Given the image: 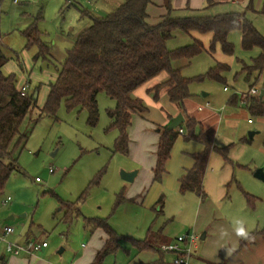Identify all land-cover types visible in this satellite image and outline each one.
Masks as SVG:
<instances>
[{
	"label": "rangeland",
	"instance_id": "374dc122",
	"mask_svg": "<svg viewBox=\"0 0 264 264\" xmlns=\"http://www.w3.org/2000/svg\"><path fill=\"white\" fill-rule=\"evenodd\" d=\"M123 1L19 0L14 3L13 0H0V50L8 59L3 71L15 75L17 86L26 80V89L36 94V105L28 111L19 126V131L26 134V140L13 152L17 170L10 174L0 196V218L7 217L5 210L13 204L17 209L15 216L6 223L12 224L15 233H24L30 225L31 237L44 239L49 244L52 258L57 259L60 264H67L75 259L83 245H86L90 228L84 225L85 217L98 216L106 218L108 222L112 220V215L120 206L113 208L116 197L120 192L127 191L123 185H129L120 180V172L124 170L128 158L122 152H113L118 133L116 129L106 130L109 123L106 111L115 105V101L104 92L97 94L98 121L95 126L87 123L84 108L68 110L63 103L53 117L35 118L45 101L47 84L55 79L66 50L72 46L77 34L92 23L93 17L106 15ZM205 4L202 8H177L171 5L170 14L240 11L264 36V0H253L251 7L229 4L219 7L207 0ZM147 9V23L162 17L159 9L167 12L165 0H150ZM31 22L35 23L41 40L48 46L46 58H34L37 53L36 45L26 47L23 31ZM190 35L177 31L167 40V48L188 44L192 36L199 38L204 47L208 48L210 33L192 31ZM227 39L233 44L231 54L222 52L220 45L216 44L212 52H200L188 64L180 65L181 74L195 77L204 75L216 62L228 65V69L221 73L222 80L203 77L201 80L191 81L188 89L191 97H198L197 103L206 107L205 103L208 101L220 115L213 143L227 146V156L230 159V162L224 163L216 151H212L210 155V164L221 163V167L230 176L226 197L214 201V207L219 213L217 220H227L234 228L239 229L243 225H258L260 228L264 226V117L250 115L243 105L238 103L233 106L229 101L234 94L240 93L259 97L260 90L264 89L259 80L253 86L257 92L248 90L245 72L241 70L242 63L250 64L252 58L259 53V48H242L238 30L230 31ZM178 63L182 61L174 60L172 66L175 67ZM204 93L208 95L204 96ZM213 130L211 127V132ZM249 132L253 134L249 136ZM49 168L53 171L50 172ZM257 172L263 178L257 177ZM243 192L254 196L253 207H249ZM82 194L83 197L79 199ZM7 196L10 200L2 203ZM66 201L74 202L78 211L70 222L64 221V209H60ZM187 214L185 210L177 218L169 217L165 221L161 215L153 227L162 221L171 227L184 225ZM123 217L132 224L127 215ZM214 220L216 217H213ZM202 230L197 234L198 243H207L208 238H200L204 232ZM249 232L246 234H250ZM120 242V248L108 254L101 264H137L141 260L156 257L153 251L136 252L133 248L130 250L131 254H128L124 250L126 248L122 249L123 246L130 247L124 237ZM166 258L169 259V256L166 255Z\"/></svg>",
	"mask_w": 264,
	"mask_h": 264
},
{
	"label": "trees",
	"instance_id": "16d2710c",
	"mask_svg": "<svg viewBox=\"0 0 264 264\" xmlns=\"http://www.w3.org/2000/svg\"><path fill=\"white\" fill-rule=\"evenodd\" d=\"M149 2L150 0H124L106 15L93 17L92 23L77 34L72 46L66 50L55 79L48 82V92L36 120L41 116L53 117L59 105L63 103L68 110L84 108L87 112V123L95 126L98 121L97 94L104 92L115 101V105L106 111L109 118L106 130L118 131L113 152L126 153V128L130 123V115L132 112L145 110L141 99L132 97V91L159 73L165 72L168 75L167 80L154 85L150 90L155 92L156 97L160 88L167 87L168 99L173 103H181L191 95L188 89L191 81L201 80L203 77L222 80L221 73L228 69L225 63L216 62L204 75L186 77L181 74L180 68L172 66V61L185 59L190 62L191 58L200 52H212L216 44L220 45L222 52L231 54L233 44L228 41L227 36L232 30L240 32L242 48H259V53L252 58L250 64L242 63L241 70L245 72L244 79L248 90L259 80L264 88V36L243 12L171 15V0H165L166 14L157 23L149 24L146 22V7ZM247 6L251 7V0ZM177 31L189 35L192 31L210 33L208 48L204 47L199 38L193 36L188 44L173 49L167 48V40ZM23 35L26 38V47L37 46L34 58L47 57L48 46L41 40L40 31L34 22L28 24ZM7 60L0 50V196L10 174L17 170L13 152L26 140V134L19 131V126L28 111L36 105L34 92L28 91L26 87L22 90L16 85L15 75L3 71ZM238 99L243 101L250 115L264 117L263 97L244 96L241 93L234 94L229 101L233 103ZM183 128L186 139L197 140L204 147L202 151L191 154L193 166L178 178V191H191L203 198L205 191L202 182L209 154L212 149H216L225 161H229L227 147H215L201 125L193 118H189ZM178 134V129H167L166 126L160 132L153 168L154 181L161 180L165 162ZM244 196L248 203L252 202V195L244 192ZM82 197L83 194L78 198ZM124 200L123 192H120L113 208ZM161 204L160 196L156 205L161 207ZM60 209H64L65 222L72 221L77 214L74 202H63ZM92 224L104 229L108 235L91 262L101 264L105 256L116 250L119 237L106 218H84L85 226ZM153 236L154 234L148 233L146 238L134 240L139 249H153L159 255L155 262L144 264H174L172 253L162 251L152 244ZM243 244L244 240L241 239L240 245ZM166 255H171L170 261H165Z\"/></svg>",
	"mask_w": 264,
	"mask_h": 264
},
{
	"label": "crops",
	"instance_id": "0c3cea01",
	"mask_svg": "<svg viewBox=\"0 0 264 264\" xmlns=\"http://www.w3.org/2000/svg\"><path fill=\"white\" fill-rule=\"evenodd\" d=\"M207 1L219 7L228 4L247 7L250 0ZM205 3L206 0H171V5L177 8H182L184 6H188L189 8H202L206 5ZM251 4H253V0H251ZM158 12L160 16L166 13L162 11V9H159ZM146 13L148 16L147 7ZM159 20L150 22L149 24H155ZM178 61H182V63H178L175 68L181 69L182 66L180 65L189 63L185 59H178ZM167 78L168 75L165 72H161L135 88L131 93L132 97L141 99L145 110L142 112H132L130 115V123L126 128L128 145L127 152L124 154L127 156L128 162L125 163L123 168L124 171L136 170L137 172L130 182L120 177V180L129 185L126 187V185L121 183V185L126 188L125 190H127L123 192L125 200L119 204L120 206L117 207L115 213L111 217L112 220L108 222L119 237L115 251L120 248V241L124 237V241H126L130 247L123 246L122 249L126 248L124 250L128 252V254H131V248L135 249L136 252L153 251L156 254V257L147 261L141 260L137 264L153 263L158 260V253L149 248L139 249L134 240H142L148 236V233H152L154 234L152 244L158 246L160 243L172 241L177 235L189 233L192 235L194 250L192 260L195 264H264V226L258 228V225L251 227L243 225L245 233L250 231V234L241 237L237 235L239 228H234L231 222L227 220H217L219 213L214 207V201L215 199L226 197L229 188L227 182L230 176L228 171L221 167V163L214 162V164H210V155L212 151H216L222 158L216 149L211 150L204 171L202 184L205 196L200 198L191 191L185 193H180L178 191V178L193 166L194 160L191 154L202 151L204 147V145L197 140L185 138V130L183 128L185 122L189 118H193L201 125L202 129L213 143L214 133L217 129L220 115L217 114L218 112H215L216 110L209 105L208 101L205 103L206 107L197 103V101H199L197 96L191 97L192 95H190L181 103L171 102L167 96V87L160 88L157 96L154 97L155 92L150 89L154 85L166 81ZM24 83H26V80L18 87L24 85ZM207 95L208 94L204 93V96ZM263 95L261 97H263ZM238 103L243 105V101L240 99L230 104L234 106ZM177 113H181L183 116V122L180 124L182 132L178 134L171 147L169 157L164 165L165 170L161 180L154 181L153 168L156 163V149L160 132ZM180 127H176V129ZM211 127L214 129L213 132H211ZM156 132L159 133L156 134ZM214 146L219 148L227 147L217 146L215 144ZM222 160L224 163L230 162V159L229 161H225L222 158ZM160 196L162 197L161 207L156 205V201ZM254 200L255 198L252 196L251 203L246 201L249 207L255 205ZM16 210L13 204L5 210V215H8L5 219L0 218V230L6 225L12 226V224L6 222L8 219H12L15 216L14 213ZM185 210H187L188 214L184 225H174L171 227V225L162 223L169 217L173 219L177 218V216L181 215V213L183 214ZM124 215L128 216L132 224H130L128 220H124ZM161 215L164 218L161 222L162 224L157 223L156 227H153ZM117 217L118 219H116ZM213 217H216V220L213 221ZM86 227L90 228V234L86 245H83V249L80 250L79 255H77L75 259L70 260L73 261L74 264H91L96 252L104 245L108 237L107 233L101 227L94 226L93 224ZM202 229H204V232L200 238L206 240L208 238L207 243L205 241L198 243L197 234ZM8 238L18 243H23L28 239L37 242L45 241L44 239L31 237L30 225H28L27 231L24 230V233H15L14 229V233L9 235ZM241 239L244 240L243 245H240ZM168 256L169 259L166 258V256L164 257L165 261H170L171 255ZM52 257L48 243L45 247H42L33 254L22 252L18 255L6 253L4 245L0 244V264H60L57 259Z\"/></svg>",
	"mask_w": 264,
	"mask_h": 264
},
{
	"label": "built area",
	"instance_id": "2783aa9c",
	"mask_svg": "<svg viewBox=\"0 0 264 264\" xmlns=\"http://www.w3.org/2000/svg\"><path fill=\"white\" fill-rule=\"evenodd\" d=\"M19 0H13L14 3H17ZM22 90L25 89V85L20 86ZM225 90L226 87H223ZM252 93L257 92L258 90L254 87L250 89ZM179 133L182 132L181 128H178ZM49 171L52 172L53 169L49 168ZM10 200V197L7 196L2 200V203H6ZM13 227L6 225L0 230V244L4 245V250L6 253L11 255H18L22 252H27L33 254L42 247L47 245L46 241H33L26 240L23 243H18L8 238L9 235L13 233ZM159 249L165 252L172 253V262L174 264H195L192 260L193 255V245H192V235L189 233L177 235L172 241L160 243L158 245ZM68 264H74L73 261H70Z\"/></svg>",
	"mask_w": 264,
	"mask_h": 264
},
{
	"label": "water",
	"instance_id": "95a60500",
	"mask_svg": "<svg viewBox=\"0 0 264 264\" xmlns=\"http://www.w3.org/2000/svg\"><path fill=\"white\" fill-rule=\"evenodd\" d=\"M264 93V89H261L260 90V95L259 97H261ZM36 96V94H34V97ZM183 122V116L181 113H177L175 116H173L171 119H170V122L167 124L166 128L167 129H174L176 127H178L181 123ZM253 133L252 132H249V136H251ZM136 170H132V171H124V170H121L120 172V177L125 180V181H132L135 174H136ZM257 177L259 178H263V176L257 172L255 173Z\"/></svg>",
	"mask_w": 264,
	"mask_h": 264
},
{
	"label": "clouds",
	"instance_id": "9594fccd",
	"mask_svg": "<svg viewBox=\"0 0 264 264\" xmlns=\"http://www.w3.org/2000/svg\"><path fill=\"white\" fill-rule=\"evenodd\" d=\"M237 235L244 236V235H246V233H245V231H244L243 228H240V229H238V231H237Z\"/></svg>",
	"mask_w": 264,
	"mask_h": 264
}]
</instances>
